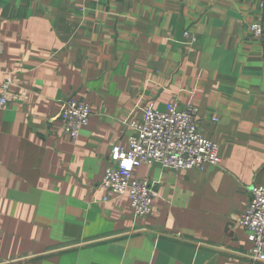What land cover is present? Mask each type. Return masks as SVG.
<instances>
[{"label":"crops","instance_id":"0c3cea01","mask_svg":"<svg viewBox=\"0 0 264 264\" xmlns=\"http://www.w3.org/2000/svg\"><path fill=\"white\" fill-rule=\"evenodd\" d=\"M260 1L0 0L14 98L0 110V264H248L233 220L264 186ZM68 98L91 110L76 142ZM171 102L197 109L220 165L139 167L157 194L146 218L127 198L101 202L111 149L128 148L145 106Z\"/></svg>","mask_w":264,"mask_h":264},{"label":"built area","instance_id":"2783aa9c","mask_svg":"<svg viewBox=\"0 0 264 264\" xmlns=\"http://www.w3.org/2000/svg\"><path fill=\"white\" fill-rule=\"evenodd\" d=\"M259 7L260 21L250 26V31L264 50V0ZM195 41L191 38V42ZM2 51L0 40V54ZM10 85V80H6L0 87V110L14 99ZM197 113L193 106L180 109L175 102L169 103L163 111L156 110L151 103L145 106L140 118L130 123L132 135L128 138V148L114 146L110 151L103 177L96 186L103 192L101 202L127 198L134 215L146 218L152 213L157 194L147 179L135 176L139 167L156 165L173 172H201L208 166L218 167L220 147L203 136ZM90 115V106L84 102L73 98L63 102L59 118L69 141L76 142ZM233 221L235 227L245 230L251 243L248 264H264V186L251 188L247 208Z\"/></svg>","mask_w":264,"mask_h":264}]
</instances>
